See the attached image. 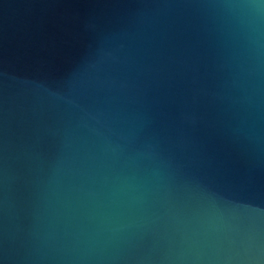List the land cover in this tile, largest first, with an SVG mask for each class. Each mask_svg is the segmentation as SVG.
I'll return each mask as SVG.
<instances>
[{
  "label": "water",
  "instance_id": "water-1",
  "mask_svg": "<svg viewBox=\"0 0 264 264\" xmlns=\"http://www.w3.org/2000/svg\"><path fill=\"white\" fill-rule=\"evenodd\" d=\"M0 264H264V0H0Z\"/></svg>",
  "mask_w": 264,
  "mask_h": 264
}]
</instances>
